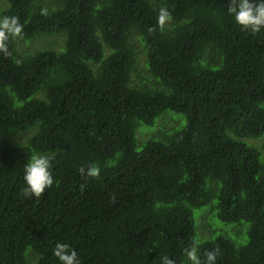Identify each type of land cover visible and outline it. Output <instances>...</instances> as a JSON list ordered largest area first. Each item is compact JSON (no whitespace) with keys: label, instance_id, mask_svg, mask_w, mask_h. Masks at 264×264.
I'll list each match as a JSON object with an SVG mask.
<instances>
[{"label":"trees","instance_id":"trees-1","mask_svg":"<svg viewBox=\"0 0 264 264\" xmlns=\"http://www.w3.org/2000/svg\"><path fill=\"white\" fill-rule=\"evenodd\" d=\"M2 1L23 27L0 52V264H60L58 242L81 264H190L194 244L264 264V151L245 142L264 134V29L229 0ZM37 153L54 178L40 197L23 191Z\"/></svg>","mask_w":264,"mask_h":264},{"label":"clouds","instance_id":"clouds-1","mask_svg":"<svg viewBox=\"0 0 264 264\" xmlns=\"http://www.w3.org/2000/svg\"><path fill=\"white\" fill-rule=\"evenodd\" d=\"M227 14L243 30L253 34L264 29V0H229ZM170 19V13L166 8H161L158 13V24L162 27ZM22 25L16 17H4L0 19V52L7 54V41L10 37L22 36ZM51 156L45 154H33L24 164L23 179L26 195L40 197L41 194L54 183L51 172ZM100 169L90 165L86 170L88 177H97ZM219 249L213 248L201 259L199 248L193 245L185 250V256L190 264H217ZM53 255L60 264H81L75 249L67 243H56ZM162 264H175L172 259L163 258Z\"/></svg>","mask_w":264,"mask_h":264},{"label":"rangeland","instance_id":"rangeland-1","mask_svg":"<svg viewBox=\"0 0 264 264\" xmlns=\"http://www.w3.org/2000/svg\"><path fill=\"white\" fill-rule=\"evenodd\" d=\"M3 4H4V2L2 0H0V7L4 6ZM49 38L50 37H48V36L35 37V38H32V39L26 41L25 42L26 45L23 43L20 44V47L28 46L31 50H34L36 48L40 49L39 47H41L44 43H47L49 41ZM58 41H60V39H58ZM45 47H47V46H45ZM245 142L255 146L260 152V158L263 159L262 150L264 151V134L258 138L245 139ZM204 210H205V208H204ZM204 210L203 209L194 210V218H195L194 220H195L196 230L199 227V223L200 224L202 223V219H203V218L202 219L200 218V220L198 222V217L201 213L200 211H204ZM205 219H206V221L209 220L208 217H205ZM212 220L214 221V223L216 225V231L214 234H218L219 232H224V233L226 232L227 235H229L235 241H238V240L243 241L246 238V229L248 226V224L246 222H241V223H236V224H230V223L228 224V223H222V222L218 221L217 219H215V220L212 219ZM209 222H212V221H209ZM31 257H32V254L28 252L27 253V258H28L27 264H31V262H30ZM34 263H35V260H34Z\"/></svg>","mask_w":264,"mask_h":264}]
</instances>
